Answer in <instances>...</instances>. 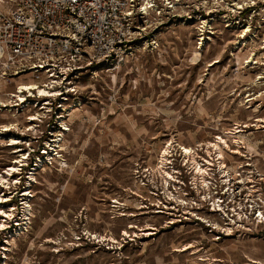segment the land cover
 <instances>
[{
	"label": "rangeland",
	"instance_id": "rangeland-1",
	"mask_svg": "<svg viewBox=\"0 0 264 264\" xmlns=\"http://www.w3.org/2000/svg\"><path fill=\"white\" fill-rule=\"evenodd\" d=\"M175 1L148 30L156 50L138 48L119 71L99 68L95 80L82 74L80 110L59 148L49 149L53 158L33 170L30 229L6 264H264V224L251 214L228 224L208 217L200 176L183 172L194 154L180 150L217 158L209 144L221 135L226 177L242 176L240 184L231 178L242 193L235 200H264V0ZM44 130L16 135L34 134L24 147L43 154L51 137ZM12 135L0 128V172L17 156ZM166 172L178 181L164 184ZM167 202L184 212L199 205L206 221L178 217Z\"/></svg>",
	"mask_w": 264,
	"mask_h": 264
},
{
	"label": "built area",
	"instance_id": "built-area-1",
	"mask_svg": "<svg viewBox=\"0 0 264 264\" xmlns=\"http://www.w3.org/2000/svg\"><path fill=\"white\" fill-rule=\"evenodd\" d=\"M175 2L0 0V93L6 96L0 101V121H6L0 123V128L8 125L6 132L15 134L9 137V145L11 139H17L11 143L16 158L0 172L4 175L0 182V264L7 263L15 239L30 229L33 214L26 199L30 190L26 187L36 181L33 170L38 163L53 158L49 149L59 148L64 132L69 131L75 113L80 110L85 88L80 82L82 74L88 72L95 80L99 68L119 71L138 48L156 50L158 42L147 36L148 30L161 24L162 9L172 8ZM254 6L250 9L254 10ZM31 82L35 87L30 86ZM6 87L10 89L1 92ZM8 115L11 119L5 120ZM22 127L30 132L45 127L44 131L51 134L43 140L48 150L31 154L24 145L34 134L28 139L18 137L16 133ZM51 127H57V132H52ZM221 139L224 138L216 135L215 141ZM167 157L168 164L173 166L171 152ZM207 157L198 159L205 177V181H199L204 187L200 198L215 213V220L238 223L251 214L257 223L264 224V200L258 197L247 205L235 200L242 193L236 192L231 178L235 184L242 183L240 172L236 177H226L228 171L224 166L219 183L214 178L217 173L211 172L214 161L219 159ZM192 168L187 171L194 172L195 167ZM192 185L195 189L198 186L194 180ZM208 222L209 219L205 224L209 228L216 229Z\"/></svg>",
	"mask_w": 264,
	"mask_h": 264
},
{
	"label": "bare ground",
	"instance_id": "bare-ground-1",
	"mask_svg": "<svg viewBox=\"0 0 264 264\" xmlns=\"http://www.w3.org/2000/svg\"><path fill=\"white\" fill-rule=\"evenodd\" d=\"M192 61V60H191ZM30 86H32V87H35L34 86V83L33 82H31L30 83ZM7 126L8 125H4V128H1L2 129V131H6V130H8L9 129V126H8V128H7ZM66 129V128H65ZM235 131H240V130H235ZM12 141L10 142V145H13V144H11V143H13V142H17L16 140V138H14V139H11ZM14 140V141H13ZM224 142H226V140L225 139H221V141H215L214 143H211V144H209L210 146H209V148H211V149H213V150H215L216 151V154H217V158L218 159H221V158H223V149H222V146L223 147H225L224 145ZM219 143H222V144H219ZM221 145V146H220ZM226 147H229L228 146V144H227V146ZM180 150H181V152H182V154H184L185 156H191L192 154H194V155H192V156H194V158H192V160L194 159V164H193V166L195 167V171L194 172H189V171H183L184 173H194V174H196V175H199L200 176V181H205V177L203 176V169H202V167L200 166V164H199V162H198V160L196 159V156H195V153L193 152V150H191V148H189V147H186V146H183V147H181L180 148ZM12 151H15V150H12ZM166 153L168 152V148H166V151H165ZM206 152L208 153V155L209 156H211V157H213L211 154V152H210V150H206ZM164 153V152H163ZM215 153V152H214ZM162 155V154H161ZM164 156V155H163ZM162 156V157H163ZM191 156V157H192ZM161 158V157H160ZM164 158V157H163ZM209 160V159H208ZM160 161V160H159ZM165 161H166V159H165ZM187 162H188V160L186 161V162H184V164L185 165H188L187 166V168H190L189 167V163L187 164ZM161 163V162H160ZM164 162L162 161V164H163ZM191 163H192V161H191ZM218 166H219V168H223L225 165H224V163L222 162V160H218ZM165 164V163H164ZM160 166V165H159ZM165 166V165H164ZM164 166H162V167H164ZM164 170V169H163ZM162 170V171H163ZM168 171V170H167ZM224 171V170H223ZM161 174V173H160ZM159 174V175H160ZM166 174H168L167 172H166ZM191 174V176H193ZM172 176L170 175V174H168V177H167V179H165V178H163V182L164 183H167V182H169L170 180H169V178H171ZM3 178H4V175H2V173L0 174V182L1 181H3ZM171 180H174V181H178V180H176V179H173V178H171ZM205 183V182H204ZM199 185H200V183H199ZM200 188V187H199ZM26 195H28V193H26ZM226 231H230V229L229 228H227V230ZM93 237H95V238H99L100 236L99 235H95L94 234V236ZM103 238V237H102ZM187 247H189V245H183V247L181 248H176L175 250H177V251H183V250H185Z\"/></svg>",
	"mask_w": 264,
	"mask_h": 264
},
{
	"label": "flooded vegetation",
	"instance_id": "flooded-vegetation-1",
	"mask_svg": "<svg viewBox=\"0 0 264 264\" xmlns=\"http://www.w3.org/2000/svg\"><path fill=\"white\" fill-rule=\"evenodd\" d=\"M168 167V166H167ZM171 172H173V170L171 171ZM176 178H178L177 177V175H174ZM174 181V180H173ZM167 203H169V205H171L172 207L171 208H169V209H171L172 211H175L176 213H174L175 215H177L178 217H180V216H183V215H181L180 213H182V214H184V215H188V214H190L191 216H193L194 218H195V220H199V221H201V222H203L202 221V219L203 220H205L204 219V217H202V216H200L199 215V213L202 211V209H203V207H200L199 205H194L193 203H191L190 204V206H191V208L192 209H194L195 208V210H197L196 211V213L195 212H192L191 210H189L188 208V210L186 211V212H184L183 211V209H181L180 208V204H178V203H173V202H167ZM196 204V203H195ZM162 209V208H161ZM206 211V215H208V217L209 216H212L213 217V215H214V218H215V213L214 212H212L210 209H208V207H206V209H205ZM167 211V210H166ZM169 211V210H168ZM203 212H204V210H203ZM165 213V212H164ZM169 214V213H168ZM171 214V213H170ZM198 214V215H197ZM217 223V222H216Z\"/></svg>",
	"mask_w": 264,
	"mask_h": 264
}]
</instances>
